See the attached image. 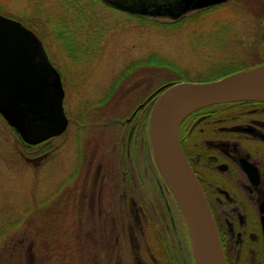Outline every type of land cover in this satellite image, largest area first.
<instances>
[{"label": "rangeland", "instance_id": "374dc122", "mask_svg": "<svg viewBox=\"0 0 264 264\" xmlns=\"http://www.w3.org/2000/svg\"><path fill=\"white\" fill-rule=\"evenodd\" d=\"M0 14L42 40L68 118L61 135L27 148L0 116V264H194L142 146L149 114L167 84L262 64L264 0L178 19L104 0H0Z\"/></svg>", "mask_w": 264, "mask_h": 264}, {"label": "water", "instance_id": "95a60500", "mask_svg": "<svg viewBox=\"0 0 264 264\" xmlns=\"http://www.w3.org/2000/svg\"><path fill=\"white\" fill-rule=\"evenodd\" d=\"M139 14L177 17L190 8L225 0H105ZM64 89L40 38L20 21L0 14V115L28 145L60 135L67 127ZM243 100L264 102V62L211 81L167 84L154 101L148 133L155 165L177 203L194 264H226L212 212L182 150V121L203 107Z\"/></svg>", "mask_w": 264, "mask_h": 264}, {"label": "flooded vegetation", "instance_id": "af4514ba", "mask_svg": "<svg viewBox=\"0 0 264 264\" xmlns=\"http://www.w3.org/2000/svg\"><path fill=\"white\" fill-rule=\"evenodd\" d=\"M120 1L144 4L143 0ZM178 137L208 201L226 264H264V102L243 100L196 110L180 124ZM146 139L142 146L154 169ZM155 177L175 224L171 202H176L159 172Z\"/></svg>", "mask_w": 264, "mask_h": 264}, {"label": "trees", "instance_id": "16d2710c", "mask_svg": "<svg viewBox=\"0 0 264 264\" xmlns=\"http://www.w3.org/2000/svg\"><path fill=\"white\" fill-rule=\"evenodd\" d=\"M27 27L30 28L31 26H28V25H27ZM127 70H130V69H127ZM122 76H123V74H121L119 78H116V79L113 81V88H112V89H114V85L116 84V81L120 80ZM184 79H186V78H184ZM199 81H202V80H199ZM227 105H229V104H225V105H223V106H222V105H216V106H211V107H206V108H220V107H224V106H227ZM149 110H150V109H148L147 114H146V116H145V118H146L145 123H144V129H145V130H146V128H147V117H148ZM16 134H17V133H16ZM46 143H48V141L43 142V143L38 144V145H34V146H28V145H26V147H27V148L36 147V146H39V145H44V144H46Z\"/></svg>", "mask_w": 264, "mask_h": 264}, {"label": "bare ground", "instance_id": "6f19581e", "mask_svg": "<svg viewBox=\"0 0 264 264\" xmlns=\"http://www.w3.org/2000/svg\"><path fill=\"white\" fill-rule=\"evenodd\" d=\"M222 245V244H221Z\"/></svg>", "mask_w": 264, "mask_h": 264}]
</instances>
